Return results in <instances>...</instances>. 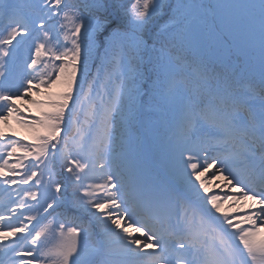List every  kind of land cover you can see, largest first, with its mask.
Segmentation results:
<instances>
[{
    "label": "trees",
    "instance_id": "obj_1",
    "mask_svg": "<svg viewBox=\"0 0 264 264\" xmlns=\"http://www.w3.org/2000/svg\"><path fill=\"white\" fill-rule=\"evenodd\" d=\"M242 10L248 11L251 18L243 16ZM204 18L210 19L202 27L201 20ZM0 20L4 25L3 33L8 29L26 34L37 25H44L50 42L63 56L48 70L39 51L35 50L30 56L26 52V63H18L25 78V83L18 90L20 94L34 83L45 88L57 84L65 86L66 83L68 87L47 97L48 112L40 110L46 122L35 119L36 123L30 124L31 121L25 119L16 107L12 116L18 124H25L30 133L37 131L36 136L39 137H43L40 126L46 123L53 128L55 137L48 142L59 189L51 199L55 201L56 196L62 195L64 179L61 171L70 169L72 205L96 219L111 253L123 251L124 246L120 242L114 243L113 238L106 234L111 227L110 218L106 211L97 208L104 202L111 207L115 192L123 200L132 194V174L127 173L130 160L124 152L129 129L134 128L139 135L141 130L135 122L129 125L127 119L132 117V112L139 115L142 105H148V101L161 104L154 91H177L185 95L196 109L195 116L206 117L214 125L218 133L214 144L223 148L225 172L235 178H245L244 166L227 165L243 146L236 142L234 130L222 138L221 134L227 127L223 116L227 112L241 111L254 124L255 114L247 102L257 100V108L264 113V75L256 73L252 57L246 58L240 48L235 50L231 35L236 34L250 44H264V0H258V3L256 0H0ZM211 25L215 36L220 32L226 37L229 45L227 54L223 53L226 49H222V42L216 37L207 42L209 52L208 46L201 47L202 32L208 33ZM34 34L32 43L43 37L39 30ZM149 50L150 76L147 68ZM162 52L176 64L172 76L168 75ZM118 69L122 71L121 76L117 73ZM76 94H80L82 99L92 98L90 103L80 101L70 131L72 135L84 131L81 139L88 149L85 154L76 152L70 137L62 136L63 162L60 167L54 146L60 141L58 130L69 127L70 109ZM101 104L108 105L109 109H101ZM10 107H5L3 113H7ZM39 108L42 109L41 105ZM143 112L146 116L147 112ZM183 112L175 118L174 115H167L172 128L168 139L180 144L182 152L189 153L191 160L195 161L199 159L197 148L202 146L203 133L197 124L188 121L187 111ZM187 126H191L194 134L192 147L185 142L187 137L183 130ZM146 129L149 131L147 125ZM11 130L12 126H0L2 135H11ZM250 134L254 141H260L256 132L250 131ZM13 141L15 147L30 149L25 141L14 138ZM74 158L88 164L83 184L76 185L77 172L72 165ZM16 160L25 159L19 157ZM6 162L14 169L12 158ZM78 189H88L91 193L82 196L77 194ZM187 192L196 198L204 190L198 186L187 187ZM201 199L213 211L219 208L220 199L213 192ZM130 210L134 211L135 217L140 215L133 208ZM51 218L59 222L62 232H72L69 243L79 247L96 242V238L89 234L94 228L92 223L75 210L60 207L45 223V228ZM238 235L241 236V231ZM211 251L210 245L205 247L204 256L207 257ZM214 260L215 257L209 258V264H214Z\"/></svg>",
    "mask_w": 264,
    "mask_h": 264
},
{
    "label": "rangeland",
    "instance_id": "obj_2",
    "mask_svg": "<svg viewBox=\"0 0 264 264\" xmlns=\"http://www.w3.org/2000/svg\"><path fill=\"white\" fill-rule=\"evenodd\" d=\"M255 1V0H253ZM256 3H258V0H256ZM240 4H238L239 6ZM237 6V7H238ZM240 9V8H238ZM242 13L246 15V10H242ZM264 24V23H262ZM261 48V46H260ZM2 64V56L0 54V65ZM10 82L12 80H9ZM64 83V82H63ZM64 87H68L65 83L64 85L57 84V85H51L50 87H43L36 83L35 85H31L21 97H14L12 100L15 104L14 107L19 108L22 111V115H25V119L30 120V124L36 123L35 119H38L37 121H41L39 117V114H42L40 110L47 111L46 106L48 105V101L46 100L47 97L50 96V93H57L61 89H64ZM49 92V93H48ZM2 94H0L1 98ZM172 99H177V97H173ZM39 103V104H38ZM182 103V102H181ZM11 104V103H10ZM6 105V104H5ZM3 104V106H5ZM41 105V108L39 106ZM2 106V107H3ZM49 106V105H48ZM36 115V116H31ZM10 112L7 113H0V126H12L13 130H11V136L13 138H19L24 139L26 137H35L36 132L30 133L29 128L23 124V123H17L14 119H12L9 116ZM15 118V117H14ZM16 119V118H15ZM24 119V118H23ZM229 122L236 124L237 127L244 126L245 122L242 118V116H235L233 118H229ZM42 123V122H41ZM40 123V124H41ZM17 124V125H16ZM39 124V123H38ZM46 130L48 129L47 125L45 124ZM43 128L40 127V131ZM33 135V136H30ZM9 141V140H8ZM12 153L15 155L16 147L14 146L15 141H9ZM217 152L210 148H203L202 149V158L200 161L196 163L186 162V160L181 157L177 158V162L174 163V165L168 167L169 172L175 173L174 176L177 178L172 180L173 190L171 191V186L168 185L163 180L157 179V175L153 176L155 179L151 181V183L148 186V191L145 192L149 195V197L152 196V199L146 203V205L150 208L152 204L154 205V208L156 205L159 204L161 206L159 209H157L158 215H160L162 218H168L170 215H168L170 212H175V201L177 194L180 193L182 195L183 190L186 186V183H191L194 185H200L201 188L205 189L206 191H213L215 194H217L221 200V209L224 213L230 214L234 216L235 220L241 221L242 224L246 226H250V229L245 233V237L247 239L243 241L242 244L245 247V249L249 252V255L252 257V260L256 264H264V261L259 257L256 253V242L255 239L261 232V226L259 220L261 218H264L263 213H258L259 208L258 206L253 205L249 200L250 198H256L260 200V202L264 203V199L258 196H253L250 193L247 192L242 186L237 185L234 183L232 178H230L228 175H226L220 163L217 161ZM168 162V161H167ZM180 162V163H179ZM142 168H141V166ZM170 165V164H168ZM182 167V170L178 173V171H172V169H176V167ZM216 166L219 173L222 174V176L226 179L225 183L227 182L228 185L218 184L216 181H214V175L213 173L215 171L210 170V166ZM8 171L12 170L13 168L10 165L5 166ZM134 170L141 175L144 176L147 171L146 165L141 162L139 158H136L133 164ZM3 171H0V175L5 176L6 173H2ZM177 174V175H176ZM180 175H187L188 179L187 181H181L179 179ZM147 178V174H146ZM33 178L29 177L27 178L23 172H21L18 177H9L5 176L3 178H0V188L5 185L7 186V190L4 193H1L0 191V201H6V199L3 198L5 194L8 193L13 188H17L19 186H22L23 183L27 181H31ZM19 181L18 184H14L15 181ZM226 183V184H227ZM234 188L237 191L241 192V194L246 198L248 197V203L251 204L250 207L246 208L245 198H239V195H235L230 190ZM156 190V191H153ZM162 193H164L162 195ZM17 198L14 199V202H16ZM13 202V203H14ZM20 203V201H19ZM143 204V200H140L139 204L137 206H141ZM114 212H109L110 216V223L113 228V231L111 232V235L116 238H127L131 240L132 244V251L134 254H143V253H149V255L146 256L145 259L142 260L141 263L144 264H167L166 262V252L168 249L172 248V242L169 238L166 236V230L162 228L161 232L152 231L149 232L148 229H145L144 227H141L135 223V221L130 218L128 214L125 213L124 206L116 201L115 205L113 207ZM7 209L4 207H0V214L6 212ZM100 215V214H99ZM175 217V213L173 214ZM39 216H34L31 221L32 223L36 222L38 220ZM225 226L229 224L222 222ZM5 224V218H2L0 216V226H4ZM209 223L203 221L199 224L200 228L209 227ZM161 226V224H160ZM175 227L179 228L180 225L175 224ZM12 227V226H10ZM111 230V229H110ZM36 231H34L32 234L28 236H33V234ZM8 234V235H7ZM28 234V230L26 233L22 232L20 229H13L4 231L0 227V264H24L22 262H17L16 258H21L24 256V252H18V248L12 249L13 245L16 243H19L22 240L26 239V236ZM36 239H40V235H36ZM47 241V239L45 240ZM44 249H46L47 253H53L59 255L64 254L65 256H70L71 259L74 261L75 259L79 260L75 254H73L70 249L66 246L69 245V239L64 240V243L59 245H54L55 247H48L47 244L39 243ZM37 248L38 244H36ZM7 248V249H5ZM11 248V249H10ZM40 249V248H39ZM41 251V250H39ZM58 252V253H57ZM76 261V260H75ZM80 262H83L85 260H79ZM226 264H230L225 259ZM171 264V263H169ZM172 264H175L173 262Z\"/></svg>",
    "mask_w": 264,
    "mask_h": 264
},
{
    "label": "bare ground",
    "instance_id": "obj_3",
    "mask_svg": "<svg viewBox=\"0 0 264 264\" xmlns=\"http://www.w3.org/2000/svg\"><path fill=\"white\" fill-rule=\"evenodd\" d=\"M210 170L215 171V172L213 173V175H214V181L217 179L216 182H217L218 184H222V182H223L224 185H228L227 182H226L227 184L225 183L226 179L222 176L221 173H219V171L217 170V167H216V166H212V165H211V166H210ZM230 190H231V192H233L235 195H239V198H245V197L241 194V192L237 191L236 189H234V188L231 189V187H230ZM250 199H251V198H250ZM248 200H249V198L246 197V198H245L246 208H248V207L251 206V204L248 203ZM251 201H252L251 203H252L253 205L258 206V208H259V212H258V213H263V214H264V203H263V202H260L259 200L255 199V198H252ZM259 222H260L261 229L264 230V218H261V219L259 220ZM261 245H262V244H261Z\"/></svg>",
    "mask_w": 264,
    "mask_h": 264
},
{
    "label": "water",
    "instance_id": "obj_4",
    "mask_svg": "<svg viewBox=\"0 0 264 264\" xmlns=\"http://www.w3.org/2000/svg\"><path fill=\"white\" fill-rule=\"evenodd\" d=\"M255 66L259 72H264V50H259L257 52Z\"/></svg>",
    "mask_w": 264,
    "mask_h": 264
}]
</instances>
